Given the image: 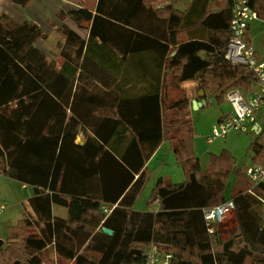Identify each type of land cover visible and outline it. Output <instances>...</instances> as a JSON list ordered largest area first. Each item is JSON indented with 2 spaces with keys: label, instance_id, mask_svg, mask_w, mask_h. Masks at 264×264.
<instances>
[{
  "label": "trees",
  "instance_id": "obj_1",
  "mask_svg": "<svg viewBox=\"0 0 264 264\" xmlns=\"http://www.w3.org/2000/svg\"><path fill=\"white\" fill-rule=\"evenodd\" d=\"M11 1L26 7L32 0ZM157 1L96 0L93 8L81 5L62 15L86 29L88 38L63 25L65 43L62 49L58 43L56 57L36 46L46 38L38 24L0 15V175L34 191L30 209L0 238V264H47L49 251L73 264H145L151 245L171 254L170 264H264V220L253 211L254 202L264 200V185L232 196L236 236L224 241L218 230L209 233L204 210L227 202L231 174L243 172L225 154L203 169L191 145V117L179 126L175 118L177 109L189 110L198 90L223 103L228 91L257 89L254 73L225 56L235 0H223L217 12L209 0H192L187 8L178 6L180 0L155 8ZM247 1L264 21V0ZM146 48L158 49L165 69L158 88V94L164 89L163 120L159 116L156 139L143 143L121 115L97 113L90 99L100 104L111 96L112 72L123 70L130 79L125 66L140 65ZM192 81L198 82L193 96L182 90ZM88 127L94 135L77 145ZM127 133L134 137L128 145ZM263 136L264 128L253 144V165L264 163ZM164 139L172 142L186 181L160 179L154 192L159 208L135 210L148 181L146 163ZM105 162L126 170L121 183L107 176L113 165ZM53 205L66 208L67 217L54 216Z\"/></svg>",
  "mask_w": 264,
  "mask_h": 264
},
{
  "label": "crops",
  "instance_id": "obj_2",
  "mask_svg": "<svg viewBox=\"0 0 264 264\" xmlns=\"http://www.w3.org/2000/svg\"><path fill=\"white\" fill-rule=\"evenodd\" d=\"M87 1H90L92 5H88ZM209 1L213 4L214 12H217L219 11V9H221L220 7L222 6L223 0ZM171 2V0H161L155 2L154 6L155 8H162L164 6L170 5ZM180 2V5H178L179 7L187 8L191 4L192 0H180ZM95 4L96 0H32L30 1V3H28L26 7H21L13 3L11 0H0V15H7L17 23H25L30 21L38 24L46 35V38L39 39L36 43V46L45 54L52 57L59 55V42L61 44V49L64 46L65 36L61 31V27L63 25H66L70 29L74 30L83 39L88 38V31L82 32L83 30L79 29L78 26L68 16H61L68 14L74 9L80 8L81 5L93 8ZM258 20L259 19H257V21ZM254 22L255 21H253L252 24ZM252 24H250L249 29V40L254 45L258 58L260 60H263L261 59V53L259 49L253 42ZM145 50H143L141 53L140 65L131 64L125 66V69H130L129 71H131V74L128 75L130 79H127L126 75L124 77L123 70L119 72H112V75H116L117 79L116 88L110 87L109 89L111 96H108L107 98H102L100 104L97 100L93 99L92 97L90 101H92V104L96 106L94 110H97V113H102L104 110L111 113V116H116L113 113H117L119 116L121 115L122 119L127 123L126 126L131 129L132 134L143 136L145 140H142L141 142L148 143L154 141L157 137L159 116L160 119L163 120V103L161 98L162 95H164V89L163 93L160 91L162 94L161 95L160 93L158 94V88L160 83L159 74L160 72H162L161 82L163 84V75L165 68L163 67V64L161 67L158 64L157 60L161 58L158 49L146 48ZM174 55L175 52L171 53V56ZM64 59L65 58L60 57L61 63L64 62ZM135 71H141L140 75H137L139 77L138 80L134 79ZM121 77H124L122 81ZM197 83L198 82L194 81L185 83L184 85H182V90H185L188 94L193 96ZM256 91L257 89L251 94H247L246 96L252 95ZM199 92L200 90H198L196 97L190 100V109L192 106V101L194 99L201 100L198 96ZM176 95V92H172V94H169L168 96H170V99L172 98L171 100H176ZM208 97L209 94L204 91V100L206 101V104L208 101ZM92 114L95 113L92 112ZM258 127L262 128L263 126H261V124L258 122L257 115V124L255 125V129L253 131L258 132V130L260 129ZM93 130V127H88L86 130L84 129L85 132L81 130L77 136L76 144L84 145L88 139V136L94 135ZM132 134L130 135V133H127V145L134 138ZM166 140L167 139H164L161 145H164V142ZM159 148L152 155V157H154V155L158 153ZM151 158L149 159V161L151 160ZM74 160L75 159L72 157V161ZM133 161L137 162L138 160L136 158L133 159ZM149 161L146 163V166H148ZM104 165L107 167L113 165V167L109 168L110 172L109 174H107V176L113 179L116 184L121 183L123 177L125 176V173H127L126 170L121 168L120 164H117L116 168H114L115 164H111V162H105ZM137 177L138 176L136 175L135 178L137 179ZM251 189L252 186L247 176H245L244 179L242 178V176H238L235 181L232 182L230 197H227L226 195L225 197L229 201L235 193H238L240 191H242L243 193L253 194ZM54 207L55 205L52 206L54 216H59L61 218L67 217L68 211L66 208L65 211L62 210V212H59L57 215L54 211ZM253 211L255 214L261 215L264 220L263 199H259V201L254 202ZM220 226H226L228 228L231 226L232 234H229V237L234 235V233H239V226L234 211L231 212L227 216V218L221 222Z\"/></svg>",
  "mask_w": 264,
  "mask_h": 264
},
{
  "label": "rangeland",
  "instance_id": "obj_3",
  "mask_svg": "<svg viewBox=\"0 0 264 264\" xmlns=\"http://www.w3.org/2000/svg\"><path fill=\"white\" fill-rule=\"evenodd\" d=\"M87 4L92 5L90 1H87ZM250 24H252V22ZM252 25L253 42L261 53V59L264 60V21L261 19L258 21L255 20ZM82 30V32L86 31V29ZM241 93L247 95L244 92ZM207 103L208 104L199 108H195L192 105L189 110L177 109V116L175 117L177 126L185 125L188 116L191 117L194 123V137L191 141V145L203 169L208 168L213 158L225 154L236 161V167L243 172L241 176L244 179L246 176V169L253 165L252 159L255 156L253 144L259 137V133L249 128L248 131L242 133L231 132L227 137L217 138L209 144L207 138L212 133L214 125H216L224 115L231 114L232 107L227 100L223 103H218L216 98L211 95H209ZM258 113V122L263 126L262 128H264V107ZM170 118H172L171 114ZM173 144L175 145V142ZM261 144L264 146V136L261 140ZM147 169L148 181L134 204V209L138 211L156 210L157 205L154 203V192L157 182L160 179L172 184H180L186 181V175L168 139L164 142V145L160 146L158 153L151 158ZM237 177V175L231 174L225 191L227 197H230L232 182L235 181ZM33 194L34 191L31 187H24L21 183L0 175V203L7 204V208L0 215L1 239H6L8 237L10 228L16 226L19 220L24 217L27 208L30 209L29 199ZM62 210L65 211L66 209L55 205L54 211L57 215L59 212H62ZM217 223L214 224V227L219 231L222 240L225 241L236 236L237 233H234V235L229 237V234H232L231 226L229 228L226 226L222 227L220 226V222L219 224ZM90 253L93 254L92 252ZM44 260L47 264H73V262L59 257L52 251L46 253Z\"/></svg>",
  "mask_w": 264,
  "mask_h": 264
},
{
  "label": "built area",
  "instance_id": "obj_4",
  "mask_svg": "<svg viewBox=\"0 0 264 264\" xmlns=\"http://www.w3.org/2000/svg\"><path fill=\"white\" fill-rule=\"evenodd\" d=\"M258 19V13L247 0H235L230 21V41L226 50V58L232 64L245 66L252 71L257 80V91L252 95H244L239 90H231L226 94V100L232 107V113L225 115L214 125L207 142L211 144L217 138H225L231 132L252 131L257 124L258 112L264 107V60L256 54L254 45L250 42L247 32L251 22ZM258 133L262 130L261 127ZM253 186L264 185V163L252 165L245 171ZM159 208V200H155ZM7 208V204L0 203V215ZM234 202L229 200L221 205L204 210V218L209 233L215 230L214 224L221 223L234 211ZM107 212V208L104 209ZM145 264H170L172 255L162 254L157 246L151 245L145 252Z\"/></svg>",
  "mask_w": 264,
  "mask_h": 264
},
{
  "label": "water",
  "instance_id": "obj_5",
  "mask_svg": "<svg viewBox=\"0 0 264 264\" xmlns=\"http://www.w3.org/2000/svg\"><path fill=\"white\" fill-rule=\"evenodd\" d=\"M198 96L201 100L199 99H194L192 101V105L193 107L195 108H199V107H202L203 105H206V101L204 100V90H200V92L198 93ZM102 232H104L105 234L107 235H113L114 234V231L109 229V228H106V227H103L102 228Z\"/></svg>",
  "mask_w": 264,
  "mask_h": 264
}]
</instances>
